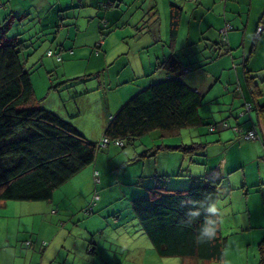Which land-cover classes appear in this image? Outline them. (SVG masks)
<instances>
[{
  "label": "trees",
  "instance_id": "1",
  "mask_svg": "<svg viewBox=\"0 0 264 264\" xmlns=\"http://www.w3.org/2000/svg\"><path fill=\"white\" fill-rule=\"evenodd\" d=\"M170 4V43L168 46L172 49L178 34L182 6L174 2ZM112 6L115 7V4L112 3ZM152 12V9L150 11L147 9V15L152 14V17L158 20L157 14ZM23 18V14L10 13L6 21L0 24L1 201H53L55 192L59 188L87 167L94 165L101 150L108 149L111 144L122 148L134 145L142 137L156 131L176 130L181 135L184 132L183 129L193 128L199 132L206 125L210 133L217 131V128H212L216 122L207 121L200 113L201 107L205 104L202 94L195 91V88H192L181 77L167 76L164 80L144 86L130 96L110 117L100 140L89 139L61 112L39 106L41 99H37L35 95L31 71L26 66L29 57L33 54L30 53V48L34 45L22 39L25 33H31L32 26L29 20L26 23H20ZM261 25H264V20L259 23L258 29ZM11 28L15 30L14 36L10 35ZM230 29L232 30V24L228 31ZM258 29L257 35L260 36L264 28L260 34H258ZM226 44L227 41L223 45L221 43V48L228 53L231 49L230 45ZM96 48L98 49V46ZM96 52L98 53V50ZM46 54L50 57L56 56L59 62L63 59L61 54L54 53L52 49L47 50ZM177 56L171 54L161 59L157 68L165 69L169 75L170 72L180 73L181 67ZM249 73L246 79L249 82L250 79L255 81L253 77L249 78ZM81 77L83 76L69 78L67 81ZM74 85L76 84L71 86ZM250 88H252L251 85ZM251 91L256 94L258 89L253 87ZM252 112L256 113L259 118L263 117L264 106L248 101L243 106L242 113L238 114V117L246 115V119L241 124L239 123V130L235 132L250 141L261 138L255 128L256 122L253 118H247V115L252 117ZM251 130H255L256 139L247 138ZM200 133L198 136L201 135ZM195 137L193 134L191 144L186 142L172 145L162 144L157 149L152 148L150 144L144 152H135L136 155L131 160L138 156H154L160 149L176 150L183 155V161L188 158L190 164L195 162L197 166H200V159L206 158L212 139L208 138L205 141ZM196 156L200 158L197 159ZM182 171L184 169L177 175L181 176ZM171 176L167 173L153 174L154 184L146 186L143 194L131 199L130 208L133 219L137 223L132 218L120 220V214L123 217L126 215L122 209H114L113 214L115 213L114 217L118 219V226L123 227L122 230H124L130 221L135 230L147 236L150 244L161 257L181 258L182 264H211L213 262L222 264L227 258L229 237L223 234L220 210L217 209L214 214L207 212L208 205L215 203L217 206L222 199L219 191L223 183L222 178L209 179L204 175H198L190 177L186 188L171 189L166 187V181ZM93 177L96 183H100L99 170L94 171ZM139 179L142 180L141 177ZM140 180H137L136 184H140ZM101 198L100 194L95 193L92 201L85 208L84 214H93ZM104 207L108 208V205L101 206L102 209H106ZM193 211H198L199 215H192ZM210 217L217 221L215 233L211 237L201 239L199 237L202 226ZM244 226L241 228L242 231L254 228L251 223L247 228ZM100 237V244H102L105 240H102V235ZM94 240L95 238L88 245V252L92 254H96L97 249L100 250L99 243L96 244ZM33 244V241L27 242V246ZM47 244L46 241L43 243L44 246ZM116 246L124 252V248ZM258 246L259 254L256 264H264V237ZM95 261L98 263L97 258Z\"/></svg>",
  "mask_w": 264,
  "mask_h": 264
},
{
  "label": "crops",
  "instance_id": "2",
  "mask_svg": "<svg viewBox=\"0 0 264 264\" xmlns=\"http://www.w3.org/2000/svg\"><path fill=\"white\" fill-rule=\"evenodd\" d=\"M171 2L182 6V14L173 48L169 50L166 46L170 43ZM112 3L115 4V7L112 6ZM147 9L148 11L152 9L160 20L154 28L159 32V37L152 31L153 27L145 30L142 26ZM10 13L13 15L23 14L25 19L23 18L20 23L30 21L32 31L25 33L22 39L33 45L40 42L57 45L58 48L49 47L48 50H56L54 52L56 54L62 53V61L68 59V62L75 61L85 64L86 59L90 62L98 59L100 62H107L109 58L114 56V63L119 61L122 64L118 72L119 77L123 72L130 70L128 76L126 72L124 75L127 80L117 84L118 89H100L105 94L106 109L108 110L103 115L104 130L110 117L115 114L114 107L116 110L119 109L128 97L144 86L164 80L167 76L181 77L183 72L188 73L190 71V68L187 69L186 64L180 59V50H192L193 47L201 46L210 48V50L215 49V52L210 54L212 57L215 56L214 60L222 58L221 55L229 54L230 51L233 52V55L235 53L236 57L230 55L233 58L234 69L237 71L236 87L230 89L232 88L231 85H225L224 90L230 94L227 101L223 100L224 102L216 103V100L221 98L214 96L212 103H206L209 105L208 110L213 113L214 121L212 122L217 124L216 132L218 134L212 139L211 145L218 143L220 147L223 146V150L213 152L219 147L212 148L209 145L206 158L200 159L201 162L197 160L196 162L201 165L204 164L199 175H204L209 179L222 178V186L228 180L227 188L221 186V190L219 189L220 195L221 192L223 194L221 198L228 194L233 197L231 181L233 178L239 179L240 186L238 189L242 195H245L246 204L248 203L247 211L254 220L251 221V226L254 227L251 229L258 227L264 230V116L259 118L254 112L251 114L252 117L247 115L248 119L253 118L256 122L255 128L261 137L260 139L246 141L240 134L235 133L237 132L235 127H238L239 123L241 124L246 119V115L238 117V114L242 113L243 106L248 101L264 106V83L261 86L257 79L258 75L253 74V72L264 69V64L259 68L254 65V58L259 57L260 53L263 54L261 61L264 63V43L263 45L260 43L264 32L260 36L257 35L258 25L264 20V0H0V24L6 21V17ZM154 19L156 21V17ZM230 24H232V30L228 31L227 44L230 45L231 50L228 53L224 50L223 53L221 52L223 43L220 42L221 30ZM131 27L134 28L132 34H126L128 33L126 28L130 29ZM68 45H72V47ZM97 46L98 49L95 48ZM69 49L72 51L67 52ZM171 54L178 55L181 68L180 73L170 72L169 75L165 69L157 68V64L161 59H165ZM28 60L31 58L29 57ZM223 61L225 59H220V62L216 63L217 66H214L213 72L223 68ZM64 69L67 71L66 65H64ZM247 73H249V78L253 77L255 81L250 79L249 82L246 79ZM210 75L214 76L213 73L208 72L207 76L210 77ZM221 77H225L223 73H221ZM142 78L146 80L141 81ZM137 80L140 81L138 85H133ZM185 82L195 88V91L201 93L204 99L209 97L202 92L200 86L193 84L192 81ZM125 84L127 86H124ZM253 87L258 89L256 94L251 91ZM71 90L76 91L78 95L84 94V92H79L77 88ZM95 90L97 89H87L86 92ZM109 92L116 95L112 96ZM35 95L38 98L37 91H35ZM60 98L63 99L62 96ZM200 113L202 115V111ZM217 113H222L221 118H218ZM111 153L110 150L108 155ZM168 157L169 161L158 165L151 173H167L174 176L173 173L181 172L186 161H183V155L179 151H173L170 155L168 154ZM100 158L102 156L98 155L95 164L86 168L90 170V174H93L98 167L100 169L104 167L101 165ZM170 158H173V161ZM119 161L114 160V165L117 168H122L126 162L121 159ZM132 175L136 177L138 174ZM181 183H185V181L182 180ZM107 189V186L101 188L105 193ZM0 202L8 206L7 202L1 200ZM114 204L113 202L112 205ZM110 205H108V209ZM114 208L119 209L116 206ZM120 215L119 219L121 220L123 216ZM108 223L113 224L110 221ZM243 225L245 224L239 226L242 228ZM132 226L131 223L124 230H122L123 227H119L120 230L117 235L119 239L125 238L123 245L127 248L122 245L121 247L127 251L126 254L131 249L129 239L138 234V230ZM16 231L18 232V229ZM251 232L250 245H254L262 232L255 234ZM11 233L12 231H9L0 236V264L31 263L29 260L30 251H19L17 245V241L25 238V235H21L20 232L14 236ZM10 236H14L13 241L9 240ZM30 239L34 244L36 242V245H39L41 241L42 245L45 242V238H40V236L36 240L33 238L28 240ZM9 241L12 244L8 247ZM137 253H140L139 249ZM130 255L132 256V254ZM51 258H53V253ZM257 259V255L253 257L252 264H256ZM94 261L92 262L97 264ZM133 261L135 259L132 257L129 262L132 263ZM248 263L250 264V260Z\"/></svg>",
  "mask_w": 264,
  "mask_h": 264
},
{
  "label": "rangeland",
  "instance_id": "3",
  "mask_svg": "<svg viewBox=\"0 0 264 264\" xmlns=\"http://www.w3.org/2000/svg\"><path fill=\"white\" fill-rule=\"evenodd\" d=\"M159 22V19L155 21L152 14L150 16L146 14L142 26L145 30L153 27L152 31L159 37V32L154 29ZM126 29L128 31L126 34L130 35L134 28ZM14 34L15 30L11 28L10 35L14 36ZM261 39L260 43L263 45L264 34ZM220 42L224 44L222 35L220 36ZM34 45L30 48L31 52H29L33 54L30 57L31 60H28L26 63V66L31 71L34 89L37 91L38 98L41 99L38 103L39 106L58 113L61 112L89 139L94 141L100 140L104 132L103 115L108 112L105 94L100 89H118L117 84L127 80L124 78V75L126 72L128 76L130 70L123 72L121 77H119L120 74L118 72L122 64L119 61L114 63V56L109 58L107 62H100L98 59H94L92 62L86 59L85 64L75 61L68 62V59L59 62L56 56L50 57L46 54L49 47L56 49L58 48L57 45L49 42H40ZM160 45L162 46V43ZM69 47H72V45ZM166 47L171 50L170 47ZM69 50L67 52H70ZM214 50L201 46L193 47L192 50H180L179 53L181 61L186 64L187 68L192 69L188 73H182V80L192 81L193 84L201 87L202 92L206 96H209L205 98V104L200 109L202 115L206 119L209 118L207 121H214V118L213 113L208 110L209 105L206 103H212L214 96L221 98L216 100V103L227 101L230 94L224 90L225 85H231L232 88L230 89H233L237 85L235 84L237 83V71L234 69L232 61V56L236 57V54L234 53L233 55L231 51L229 54L221 55L222 58L220 59H225L222 62L223 68L221 67V70L213 72L214 66H217L216 63L220 62V59L214 60L215 56L212 57L210 55L215 52ZM224 50L222 49L221 52L224 53ZM53 51L56 52V50ZM261 60H263V54L260 53L259 57L254 58L256 68L264 64ZM64 65H66L67 71H65ZM208 72L213 73L214 76L210 75L208 77ZM221 73L225 77H221ZM253 74L258 75V82L262 86L264 80L261 78L264 79V69L253 72ZM69 76L74 78L77 76L83 77L67 81L70 78ZM144 80L146 79L142 78L141 81ZM110 81L112 82L110 83ZM139 82L137 80L133 85H138ZM73 84L76 85L71 86ZM129 85L131 86L132 84ZM124 86H127V84ZM76 88L79 89V92H84V94L80 93L81 95H78L76 91H70V89ZM87 89L97 90L86 92ZM110 93L112 96L116 95L113 92ZM113 110L116 112L118 109L116 110L114 107ZM217 114L219 115L218 118H221L222 113ZM175 131H156L142 137L134 145H127L122 148L111 144L108 149H102L100 152L102 156L100 162L104 167L100 166L101 169L98 167L101 177L99 178L102 179L100 183H96L93 174L89 173L90 170L84 169L75 178L56 191L55 199L52 202L7 201L8 206L0 202V236L5 235L9 231H12L11 234L14 236L20 232L21 235H25V238L17 241V245L19 251H30L29 260L31 263L28 264H94L92 261L95 258H97V264H182L181 258H166L158 255L147 236L139 232L137 236L129 239V245L132 250L129 249L128 254L124 253L125 249L123 252L116 246L120 244L119 246L122 245L127 248V246L123 245L125 238L119 239L117 237L120 229H117L119 228V224L115 223L118 220L114 217L115 213L113 214L114 206H116L120 210L122 209L124 215H126L123 219L132 218L134 220L130 208L131 199L143 194L146 186L154 184L152 179L154 173L151 172L158 165L169 161L168 154L170 155L176 150L166 151L160 149L156 151L154 156H138L136 159L131 160L136 155L135 152H144L150 144L152 148L155 147L156 149L162 144L172 145L183 142L191 144L193 142V134L198 140L201 138L205 141L208 138L214 139L218 134L217 132L210 133L208 125L201 128V133L193 128L183 129L182 131L184 132L181 135ZM199 133L201 137L198 136ZM217 146L219 148L213 152L223 150V146L220 147L218 143L210 144L212 148ZM110 150L112 153L108 155ZM196 158L198 159L200 156H196ZM120 159L125 160L126 163L123 164L124 166L122 165V168H117L114 165V160L120 162ZM170 159L173 161V158ZM184 165V171H182L181 176L177 175L180 173L177 171L173 173L175 174L174 176H171L166 181L167 188H186L189 185L190 177L198 176L203 170L202 165L197 166L195 162L190 164L188 158L184 162ZM132 174L138 175L135 177ZM140 177L142 180L139 179ZM137 180H140L142 184H136ZM182 180L185 183H181ZM227 182L228 180L223 185L226 188L228 186ZM231 182V192L234 193L233 197L228 194L217 205V209L220 210L222 215L223 234L229 237L230 242L226 251L227 258L222 264H249V260L250 264H252L253 257L259 254L258 245L264 237V230L261 228L249 229V232L248 230H241L239 225L245 224L244 228H247L249 227L248 224L254 220H252L247 211L248 203L246 204L245 195H242L240 189H238L240 186L239 179L235 180L233 178ZM103 186L108 187L106 193L101 190ZM95 193L100 194L102 197L98 202V207L93 214L85 215L84 210L90 204V201H92ZM221 196L223 197L222 192ZM113 202L115 203L114 205H112ZM107 204H111L109 209L106 207H104L106 209L101 208L102 205ZM108 221L113 222V224L108 223ZM134 221L137 223L136 220ZM128 223L129 225L131 224L130 221ZM17 229L18 232L16 231ZM252 230L253 232H251ZM250 232L252 234L262 232V235L260 234L254 245H250ZM101 235L102 240H105L102 244H100ZM14 236H10L9 240L13 241ZM39 236L40 238H45V241L48 243L47 246L42 245V241L39 245H36L35 242L34 246H27V242L32 241L31 239L28 240L29 238L36 240ZM93 238H95V243H99L100 245V250L97 249L96 254L88 252L89 242ZM10 241L8 247L12 244ZM138 249L140 253H137ZM52 253L53 258H51ZM35 254L36 256H33ZM132 257L135 261L130 263L129 261ZM211 264L220 263L213 262Z\"/></svg>",
  "mask_w": 264,
  "mask_h": 264
},
{
  "label": "clouds",
  "instance_id": "4",
  "mask_svg": "<svg viewBox=\"0 0 264 264\" xmlns=\"http://www.w3.org/2000/svg\"><path fill=\"white\" fill-rule=\"evenodd\" d=\"M214 128L217 127V124L213 125ZM207 212L210 214H214L217 212V206L215 203H212L207 206ZM192 215H199L198 211H193L191 213ZM217 221L212 219L211 217L205 222V224L202 226L201 229V235L199 238L203 239L205 237H211L215 233V226H216Z\"/></svg>",
  "mask_w": 264,
  "mask_h": 264
},
{
  "label": "built area",
  "instance_id": "5",
  "mask_svg": "<svg viewBox=\"0 0 264 264\" xmlns=\"http://www.w3.org/2000/svg\"><path fill=\"white\" fill-rule=\"evenodd\" d=\"M229 27H230V25H227L225 28H223V29L221 30L222 35H223V40H224V42L227 41V39H226V34H227V31H228ZM263 28H264V25H263V26L261 25V27H259V29H258V34L261 33V31H262ZM50 53H51V52H49V54H50ZM212 128H214V126H213ZM235 130H239V128L236 126V127H235ZM247 138H250V139H256V138H257V135H256L255 130H251V131H249L248 134H247Z\"/></svg>",
  "mask_w": 264,
  "mask_h": 264
}]
</instances>
